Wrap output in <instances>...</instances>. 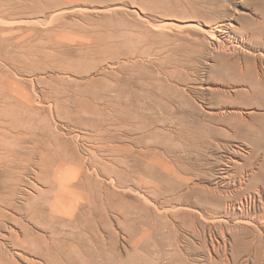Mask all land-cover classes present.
<instances>
[{
    "label": "rangeland",
    "instance_id": "1",
    "mask_svg": "<svg viewBox=\"0 0 264 264\" xmlns=\"http://www.w3.org/2000/svg\"><path fill=\"white\" fill-rule=\"evenodd\" d=\"M222 21L264 50V0H0V190L26 187L32 231H82L80 264H264V95L210 42Z\"/></svg>",
    "mask_w": 264,
    "mask_h": 264
},
{
    "label": "bare ground",
    "instance_id": "2",
    "mask_svg": "<svg viewBox=\"0 0 264 264\" xmlns=\"http://www.w3.org/2000/svg\"><path fill=\"white\" fill-rule=\"evenodd\" d=\"M73 8V7H72ZM57 15V14H56ZM33 22V21H32ZM23 23V21H22ZM31 23V22H30ZM220 23V22H219ZM189 26H196L194 23H189ZM200 27V26H199ZM234 27V26H233ZM201 28V27H200ZM202 29V28H201ZM200 29V30H201ZM235 29V27H234ZM204 32V31H203ZM210 42L217 48L219 51H224L226 54H245L247 57L246 60L242 61L240 59L236 62V68L237 71L240 73V76L244 81H247L249 83L250 92L254 95V97L258 100H261L263 97V90H264V72H262V69H264V50L262 47H254L249 43V38L246 36H240L234 34V30H232V24L223 22L220 23L216 27H212L211 29L206 31ZM236 32V31H235ZM251 33V32H250ZM204 34V33H203ZM243 34V33H242ZM250 37V36H249ZM254 37V36H253ZM252 37V38H253ZM254 43V42H253ZM182 51V50H181ZM187 57V56H186ZM242 57V55H241ZM235 58V57H234ZM188 59V58H187ZM242 59V58H241ZM183 61V60H182ZM181 61V62H182ZM187 65V64H186ZM173 66V65H171ZM178 66V64H177ZM183 66V65H182ZM233 66V65H232ZM174 67V66H173ZM172 68V67H171ZM179 68V67H178ZM178 72V71H177ZM182 73V72H181ZM233 73V72H232ZM263 73V74H262ZM178 75V73H177ZM239 77V78H241ZM174 79V78H173ZM223 88V87H222ZM223 91V90H222ZM248 91V90H246ZM245 92V91H243ZM236 93V92H235ZM247 93V92H246ZM237 94V93H236ZM227 95V93L225 94ZM250 95V93H249ZM248 95V96H249ZM230 97V95H228ZM242 97V96H241ZM162 98V97H161ZM231 98V97H230ZM251 98V97H250ZM171 99V98H170ZM31 100V99H30ZM162 100V99H161ZM255 100V99H253ZM34 101V100H33ZM32 101V102H33ZM206 101V100H205ZM211 101V100H210ZM209 101V102H210ZM208 102V103H209ZM233 102V101H232ZM261 102V101H260ZM255 102V104H260ZM220 103V102H219ZM224 103V102H222ZM170 105V103H168ZM213 104V103H212ZM221 104V103H220ZM226 104V103H225ZM2 105V104H0ZM38 105V104H37ZM46 105V104H45ZM51 105V104H50ZM214 105V104H213ZM212 105V106H213ZM218 105V104H216ZM209 106V105H208ZM229 106V105H228ZM50 107V106H49ZM210 107V106H209ZM220 107V106H218ZM225 107V106H224ZM236 107V106H235ZM44 108V107H43ZM42 108V109H43ZM231 108V107H230ZM218 109V108H217ZM224 109V108H223ZM233 109V108H232ZM214 110V108H213ZM212 110V111H213ZM222 110V109H221ZM161 111V110H160ZM224 111V110H223ZM228 111V110H227ZM241 111V110H240ZM208 112V111H207ZM221 112V111H220ZM225 112V111H224ZM223 112V113H224ZM245 112V111H244ZM214 113V112H213ZM226 113V112H225ZM232 113V112H231ZM249 113V112H248ZM220 114V113H219ZM236 114V113H235ZM238 114V113H237ZM243 114V113H240ZM224 115V114H222ZM247 115V113H246ZM224 117V116H223ZM240 116H238L239 118ZM245 117V115H244ZM3 118V117H2ZM179 118V117H178ZM183 119V118H182ZM246 120V119H245ZM185 121V120H184ZM183 121V122H184ZM4 122V121H3ZM143 123H141L142 125ZM146 124V123H145ZM243 124V122H242ZM1 125V124H0ZM104 126V125H103ZM147 127V126H146ZM109 130V129H108ZM104 131V130H103ZM98 132V131H97ZM95 133V135L97 134ZM107 132V131H104ZM109 132V131H108ZM2 133V132H1ZM99 133V132H98ZM101 133V132H100ZM99 133V134H100ZM103 134V133H102ZM107 134V133H106ZM105 134V135H106ZM94 135V136H95ZM101 136V135H99ZM104 136V135H103ZM102 137V136H101ZM98 138V137H97ZM8 139V138H7ZM14 139V138H13ZM106 139V138H105ZM18 140V139H17ZM6 141V140H5ZM19 141V140H18ZM4 142V141H3ZM7 143V142H6ZM100 143V142H99ZM19 144V143H18ZM10 145V144H8ZM108 145V143H107ZM20 146V145H19ZM22 146V145H21ZM104 146V145H103ZM6 147V146H5ZM4 145L0 146V169L4 168V159L6 158L1 157L4 156ZM18 147V146H17ZM31 147V146H30ZM102 147V146H100ZM21 149V147H19ZM18 148V149H19ZM24 148V147H23ZM27 148V147H26ZM200 151V150H199ZM10 152V151H9ZM25 152V151H24ZM23 152V153H24ZM183 152V151H182ZM97 153V152H96ZM8 154V153H7ZM17 154V153H16ZM23 155V154H22ZM27 155V154H26ZM34 155V154H32ZM193 156V155H192ZM33 157V156H32ZM188 156H186L187 158ZM11 158V157H10ZM92 158V157H91ZM185 158V159H186ZM8 159V158H7ZM26 159V158H25ZM13 160V158L11 159ZM24 160V159H23ZM22 160V161H23ZM104 160V159H103ZM9 163L10 161L7 160ZM31 161V160H30ZM29 161V163H30ZM88 161V160H87ZM106 161V160H104ZM103 161V162H104ZM108 161V160H107ZM32 162V161H31ZM84 162V161H83ZM86 162V161H85ZM8 163V164H9ZM12 163V161H11ZM17 164L16 162H14ZM19 163V162H18ZM34 163V162H32ZM234 163V162H233ZM14 164V165H15ZM21 164V163H19ZM43 164V163H42ZM45 164V163H44ZM12 165V164H11ZM13 165V166H14ZM10 166V165H9ZM12 166V167H13ZM64 166V165H63ZM86 166V163H85ZM113 166V165H112ZM15 167V166H14ZM25 167V166H24ZM27 167V166H26ZM46 168V167H44ZM43 168V169H44ZM50 168V167H49ZM100 168V167H99ZM11 169V168H10ZM41 169V170H43ZM57 169V168H56ZM49 170V169H48ZM187 170V169H186ZM3 171V170H2ZM8 171V169H7ZM126 171V169H125ZM253 171V170H252ZM255 171V170H254ZM22 172V171H21ZM47 172V171H46ZM49 172V171H48ZM182 172V171H181ZM195 172V171H194ZM248 172V171H247ZM27 173V172H26ZM41 173V172H40ZM51 173V172H50ZM56 173V172H55ZM19 174V173H18ZM28 174V173H27ZM20 175V174H19ZM83 175V174H81ZM246 175V174H244ZM261 175V174H260ZM50 176V175H49ZM15 177V176H14ZM25 177V176H24ZM23 177V178H24ZM113 177V176H112ZM247 177V176H246ZM249 177V176H248ZM247 177V178H248ZM8 178V177H7ZM32 178V177H30ZM84 178V177H83ZM105 178V177H104ZM188 178V177H187ZM81 179V177H80ZM9 180V179H8ZM23 180V179H22ZM86 180V179H85ZM156 180V179H155ZM6 181V180H5ZM3 180V182L5 183ZM21 181V180H20ZM77 179L70 175L66 174L64 172L58 171L54 178L52 179V185L57 187L56 196L62 197L63 192L66 193V191H70V189L75 186V182ZM104 181V180H103ZM114 181V180H113ZM116 181V180H115ZM194 181V180H193ZM154 182V181H153ZM19 183V181H18ZM24 183V182H23ZM243 183V181H242ZM20 184V183H19ZM79 184V183H78ZM82 184V183H81ZM104 184V183H103ZM14 185V184H13ZM23 185V184H22ZM185 185V184H184ZM9 186V185H8ZM132 186V185H131ZM154 186V185H152ZM220 186V185H219ZM241 186V185H240ZM28 187V186H27ZM175 187V186H174ZM188 187V186H187ZM217 187V186H216ZM26 188V187H25ZM21 186H14L10 190H8L6 193L4 191L0 190V231H2L3 227L5 226V223L14 221V223L17 224V227L21 228V231L23 232V236L20 235V232H14L12 231L9 233V235H4L3 241H0V264H20L19 260H22L25 264H39L38 262L32 261V259L28 258L29 256L40 258L42 259L45 264H80L79 262V256L77 254H81L83 252V248L85 242L83 239V233L82 231L78 233V236H72L71 234H67L63 232L62 228L60 227H54L52 228V235L50 239H48L47 236H43L44 234L40 235V233H36L32 231L31 227L28 224H33V226H38L36 217L38 213L37 206L34 205L33 198L26 192V189ZM119 188V187H118ZM182 188V187H181ZM40 189V188H39ZM136 189V188H135ZM198 189V188H197ZM143 190V189H142ZM174 190V189H173ZM211 190V188H210ZM261 190V189H260ZM258 191L257 194L261 201L264 200L263 192ZM176 195H178V199L182 200L186 194L182 195L180 192V188L175 189ZM185 191V190H184ZM124 192V191H123ZM209 192V191H208ZM225 192V191H224ZM90 193V192H89ZM168 193V192H167ZM85 194V193H84ZM70 196V195H69ZM192 196V195H191ZM211 196V195H210ZM235 196V195H234ZM86 197V196H85ZM88 197V196H87ZM98 197V196H97ZM107 197V196H105ZM173 197V196H172ZM175 197V196H174ZM205 197V196H204ZM236 197V196H235ZM72 198V196H70ZM114 198V197H113ZM168 198V197H167ZM206 198V197H205ZM208 198V197H207ZM43 199V198H42ZM64 199V198H63ZM75 199V198H74ZM243 199V198H242ZM92 200V199H91ZM174 201H177V199H173ZM172 200V201H173ZM61 201V200H60ZM75 201V200H74ZM73 201V202H74ZM81 201V200H80ZM207 201V200H206ZM205 201V202H206ZM18 202H26L25 206H20ZM57 202V201H56ZM62 202V201H61ZM65 203V202H64ZM81 203V202H80ZM209 203V202H207ZM222 203V202H221ZM249 201L246 199L245 201L241 202V207L245 209L246 211L249 209ZM68 204V203H67ZM85 204V203H83ZM91 204V202H90ZM189 204V203H188ZM50 207H54L55 209L60 207V202L58 201L56 207L54 204H50ZM199 205V204H198ZM215 205V204H214ZM222 205V204H221ZM238 205V204H237ZM89 206V205H86ZM236 205L233 204L231 207H235ZM47 205L45 204L44 208H46ZM61 207L62 203H61ZM67 207V206H66ZM112 207V206H111ZM175 207V206H174ZM177 207V206H176ZM201 207V206H200ZM219 208V207H218ZM63 208H61L62 210ZM70 209V208H69ZM82 205L77 207L75 210V215L82 212ZM92 209V208H91ZM202 209V208H201ZM48 210V209H47ZM186 210V209H185ZM225 210V209H224ZM235 210V209H234ZM242 210V209H241ZM60 211V210H59ZM58 211V212H59ZM85 212V210H84ZM90 212V211H89ZM173 212V211H172ZM17 215H15V214ZM57 213V212H55ZM121 213V211H120ZM209 213V212H208ZM182 214V213H181ZM213 214V213H212ZM225 214V213H224ZM57 215H59L57 213ZM62 215V214H61ZM197 215V214H196ZM82 216V214L80 215ZM63 217V216H62ZM79 218V217H78ZM182 218V217H181ZM68 219V218H67ZM84 219V218H83ZM115 219V218H114ZM251 219V218H250ZM87 220V219H86ZM85 220V221H86ZM179 220V218H178ZM177 220V221H178ZM197 220V219H196ZM242 220V219H241ZM245 220V219H244ZM260 220L264 221V216L260 217ZM44 221V220H43ZM76 221V220H75ZM243 221V220H242ZM80 222V221H79ZM245 222H256V220L252 219L245 220ZM184 223H186L184 221ZM81 224V223H80ZM72 227V226H71ZM87 227V226H86ZM85 227V228H86ZM65 228V227H63ZM68 228V227H67ZM192 228V227H191ZM34 229V228H33ZM94 229V228H93ZM67 231V229L65 228ZM51 231V230H50ZM76 231V230H75ZM48 233V232H46ZM74 233V232H73ZM76 233V232H75ZM76 233V234H77ZM195 235V234H194ZM224 236V235H223ZM193 237V236H192ZM86 239V238H85ZM186 241V240H185ZM98 243V242H97ZM100 243V242H99ZM101 244V243H100ZM96 245V244H95ZM95 250L98 255H100L101 251L99 250V247H96ZM181 250V249H180ZM86 251V249L84 250ZM88 251V250H87ZM176 254V253H175ZM213 254V253H212ZM217 255V254H216ZM237 255V254H236ZM157 259V258H156ZM238 259V257L236 258ZM242 259V258H241ZM38 260V259H37ZM93 261V260H92ZM237 261V260H235ZM238 262V261H237ZM236 262V263H237ZM239 263V262H238ZM22 264V263H21Z\"/></svg>",
    "mask_w": 264,
    "mask_h": 264
}]
</instances>
